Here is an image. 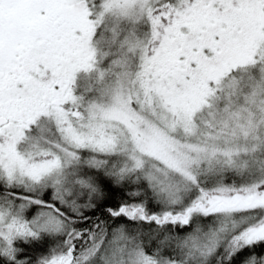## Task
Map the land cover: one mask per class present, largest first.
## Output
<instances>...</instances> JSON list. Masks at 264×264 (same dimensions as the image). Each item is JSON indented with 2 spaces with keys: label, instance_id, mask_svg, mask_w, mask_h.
Returning a JSON list of instances; mask_svg holds the SVG:
<instances>
[{
  "label": "snow or ice",
  "instance_id": "1",
  "mask_svg": "<svg viewBox=\"0 0 264 264\" xmlns=\"http://www.w3.org/2000/svg\"><path fill=\"white\" fill-rule=\"evenodd\" d=\"M0 264H264V0H0Z\"/></svg>",
  "mask_w": 264,
  "mask_h": 264
}]
</instances>
